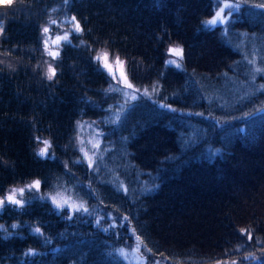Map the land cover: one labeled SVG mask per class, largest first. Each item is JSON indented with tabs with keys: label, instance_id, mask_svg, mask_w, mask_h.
Wrapping results in <instances>:
<instances>
[{
	"label": "trees",
	"instance_id": "obj_1",
	"mask_svg": "<svg viewBox=\"0 0 264 264\" xmlns=\"http://www.w3.org/2000/svg\"><path fill=\"white\" fill-rule=\"evenodd\" d=\"M215 5L17 0L11 13L0 10V195L42 182L25 208L6 204L0 214V264H129L117 252L127 227L166 264H252V253L264 264V72L254 71L264 68V8L256 7L264 0H245L229 29L203 25ZM44 27L70 34L57 60L43 50ZM176 43L186 52L181 69L167 65ZM100 49L127 61L137 99L99 67ZM48 63L58 82L45 77ZM78 123L103 139L94 167ZM44 140L48 158L37 155ZM59 190L90 211L58 215L44 197ZM113 216L130 219L103 230Z\"/></svg>",
	"mask_w": 264,
	"mask_h": 264
},
{
	"label": "snow or ice",
	"instance_id": "obj_2",
	"mask_svg": "<svg viewBox=\"0 0 264 264\" xmlns=\"http://www.w3.org/2000/svg\"><path fill=\"white\" fill-rule=\"evenodd\" d=\"M69 0H65V3H68ZM245 0H238V2L233 3L231 0H217V10L215 11L214 16L210 19L204 20L202 23L205 27L214 28L218 25H228L230 23L229 17L232 15L233 12L239 11L241 4L244 3ZM17 4V0H15L12 4H5L0 6V10H8L9 13L12 12V10L15 9V6ZM256 7L264 8V5H256ZM226 10H229L226 12ZM73 22V28L74 33L76 34H83L85 32V29L81 25V21L77 20L75 16L72 17ZM53 24H55V21H52ZM43 34L46 39L43 40V50L47 53L49 57H51L53 60H57L61 56L60 52V46L62 43H71L70 40V34L65 33L64 35H58L55 37V39H51V36L49 35L51 32V29L49 27L43 28ZM6 39L5 37V26L2 21H0V40ZM52 45L55 46V50L53 49ZM167 52L169 56L175 57V59H169L167 60V65L174 66L176 69H181L182 64L179 61H183L186 58V52L184 46H182L179 43L173 44L167 49ZM94 59L96 62H98L99 67L105 71L113 80H115L118 84H122L123 87L128 89H133L135 91H139V89H136L134 87V84L130 81L128 71H127V61L122 60L119 55L113 56V54L108 51L107 49H100L94 56ZM5 62L3 60H0V65L4 64ZM7 67L15 71L14 68L9 64ZM3 68H0V72H3ZM256 73L264 72V68L256 67L254 70ZM45 77L48 81L51 82H58V72H57V66H53V64L48 63L45 73ZM111 90V89H110ZM146 92V90H145ZM133 100L137 99L136 96L132 97ZM158 107L160 108H166L170 111H176L175 108H173L171 105L166 104H159ZM202 115V114H201ZM80 127H83V125H79ZM38 139V138H37ZM81 144L84 143L83 140L80 141ZM43 147L39 149L37 155L41 158H48L50 156V149L52 147L51 143L47 140L43 141ZM101 147L99 140L93 143V148L99 149ZM80 151L83 153V156L85 160L87 161V164L89 167H94V160L93 157L89 154V152L81 147ZM26 188L29 191L35 190L40 191L42 188V182L40 179L33 180L30 184L26 185ZM25 194V187H16L12 188L9 193L4 196L0 195V214H2L5 210V205H12V206H18V209L25 208V201L22 199H19L18 196L23 197ZM51 203L55 206L56 209L61 210L62 212L67 210V218L73 219V216L76 213L83 212L88 213L89 208L85 206L84 203H77L73 201L70 197L64 196L62 193H57L56 195L50 196ZM114 219V218H113ZM123 220H129L130 217L123 216L121 217ZM97 224H99V220L96 221ZM116 226V225H114ZM13 228L18 227V225H12ZM0 229H3L4 231H7V229L4 228L3 224H0ZM249 240L253 239V235L251 232H249L247 229H241L240 230ZM35 234L43 235L41 227H36L34 229ZM133 234H135V230L133 229ZM9 235H11L9 233ZM136 239L139 241L140 237L136 236ZM31 254L35 255V252L31 249L29 250V253L26 255ZM250 259H262L260 257H256L254 253L250 254L248 257ZM153 264H158V262L154 261ZM220 264H224V262H220ZM231 264H236L235 261L231 262Z\"/></svg>",
	"mask_w": 264,
	"mask_h": 264
},
{
	"label": "rangeland",
	"instance_id": "obj_3",
	"mask_svg": "<svg viewBox=\"0 0 264 264\" xmlns=\"http://www.w3.org/2000/svg\"><path fill=\"white\" fill-rule=\"evenodd\" d=\"M10 1H12V0H0V5L8 4ZM231 2L236 3L238 1L231 0ZM215 7L217 10V0H216ZM243 8H244V6L241 4L239 11L232 13V15L229 17L230 23L228 25H218L216 27H222L224 29H226V28L229 29L231 22L234 21L235 19H238ZM227 11H229V10H226V12ZM56 24H57V22L54 25H56ZM49 35L51 36V39H53V40L56 37L53 34H49ZM52 47L55 50V46L52 45ZM169 59H175V57L170 56ZM250 60H251L253 65H257V61H256L257 57L256 56H251ZM115 87L118 88L119 90H122L125 95H130L133 97V96H136V94H137V92L135 90L125 88V87H123L122 84H117V86H115ZM79 125H81V124L78 123V126H77V140L79 142V145H81V147L85 148L89 152V154L93 157V160L100 158L102 156V153H103V152H101V150H102L101 147L99 149L93 148V143L96 142L97 140H99L101 146L103 145V139L101 137L99 130L96 127L89 125V124L83 125V127H80ZM81 140L84 141L83 144L80 143ZM43 146L44 145H42L41 148ZM21 187H25V194L23 197L18 196L19 199L26 201V198H30V197L34 198L35 197L34 194H37V191H35V190L29 191L26 188V185L21 186ZM57 193H62L64 196L70 197L73 201H75L77 203H82V202L78 201L77 199L73 198L72 196H70L69 194H67L66 192L60 191V190L53 192V193H50V194L46 195L44 198L48 202L51 203L50 196L56 195ZM51 205L56 212L61 211L59 209H56L52 203H51ZM62 213L64 214V216L67 217V214H66L67 210L63 211ZM86 214L87 213H83V212L76 213L73 216V219L75 218V219L79 220L81 216L86 215ZM102 217H103L102 214L99 215L97 220L104 221V219ZM109 221H111V222H109L105 226L101 225L100 227L104 226L103 230H106V231L110 230L111 231L112 229H116L118 227L120 228V227H123L124 225L127 224V221L121 219L120 216H116V217L113 216V217H111V219ZM114 225H116V226H114ZM127 231H128L127 235L124 236V239L122 240V242H124V245L121 248L117 249V252L120 255V257L125 259L129 264H153L154 261L158 262V264H166L167 263L164 261H160L158 259H154L153 256L150 254L149 250L143 245L142 241L141 240L138 241L136 239V235L133 234L129 230L128 227H127ZM139 247H141V249L139 252H137ZM251 263L252 264H259V261L257 259H251ZM169 264H172V263H169Z\"/></svg>",
	"mask_w": 264,
	"mask_h": 264
},
{
	"label": "water",
	"instance_id": "obj_4",
	"mask_svg": "<svg viewBox=\"0 0 264 264\" xmlns=\"http://www.w3.org/2000/svg\"><path fill=\"white\" fill-rule=\"evenodd\" d=\"M141 247L138 248V251L140 250Z\"/></svg>",
	"mask_w": 264,
	"mask_h": 264
}]
</instances>
